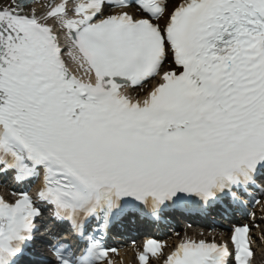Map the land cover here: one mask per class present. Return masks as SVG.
I'll use <instances>...</instances> for the list:
<instances>
[{"label":"snow or ice","instance_id":"6c2138e0","mask_svg":"<svg viewBox=\"0 0 264 264\" xmlns=\"http://www.w3.org/2000/svg\"><path fill=\"white\" fill-rule=\"evenodd\" d=\"M37 3L0 0V175L43 176L36 200L0 197V264H23L37 200L87 241L79 255L54 246L55 264H104L121 219L258 187L264 0H45L39 14ZM169 57L175 67L161 74ZM157 76L143 100L126 95ZM250 231L234 227L231 250L189 239L167 264H251ZM161 248L148 240L140 264Z\"/></svg>","mask_w":264,"mask_h":264},{"label":"rangeland","instance_id":"374dc122","mask_svg":"<svg viewBox=\"0 0 264 264\" xmlns=\"http://www.w3.org/2000/svg\"><path fill=\"white\" fill-rule=\"evenodd\" d=\"M257 244H258V246L264 248V239L258 241ZM125 255L126 256L124 257V259H125L126 262H124V260H122L120 263L121 264H134L133 258L131 256L128 257L129 256V251L128 250L125 251ZM127 257L129 259H126ZM262 258H263V252H262V250H259V260L262 259Z\"/></svg>","mask_w":264,"mask_h":264},{"label":"bare ground","instance_id":"6f19581e","mask_svg":"<svg viewBox=\"0 0 264 264\" xmlns=\"http://www.w3.org/2000/svg\"><path fill=\"white\" fill-rule=\"evenodd\" d=\"M45 2V1H44ZM44 2H42L41 4H39V5H34V7H35V9H36V11H37V13L39 14V13H41V12H43V11H45V9L42 7V4L44 3ZM69 58H71L70 56H69ZM77 67V65L74 63L73 65H72V69H74V68H76ZM148 92H140L138 95L139 96H145L146 94H147Z\"/></svg>","mask_w":264,"mask_h":264}]
</instances>
